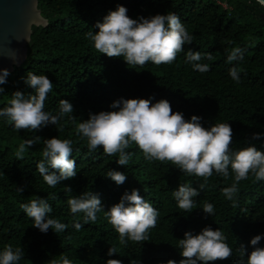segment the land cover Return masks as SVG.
<instances>
[{
	"label": "trees",
	"instance_id": "trees-1",
	"mask_svg": "<svg viewBox=\"0 0 264 264\" xmlns=\"http://www.w3.org/2000/svg\"><path fill=\"white\" fill-rule=\"evenodd\" d=\"M38 0L46 25H33L27 44V56L10 70L7 84L2 87L0 108L6 107L15 91L27 96L33 90L24 84L29 74L47 75L52 91L45 100L44 111L57 115L61 99L69 100L74 112L62 117L58 124H49L37 131L16 130L0 117V252L11 246L23 254L18 264H61L66 257L71 264H106L108 259H119L122 264H167L179 261V239L186 231L198 234L203 228L220 229L232 249L228 260L216 264H238L239 247H248L250 240L260 235L259 247H264V180L257 181L252 174L238 184L233 200L222 193L233 182L213 175L204 178L189 176L171 162L148 161L134 143L126 149L131 158L126 166L116 162L119 154L106 155L102 148L89 151L85 137L76 127L89 114L118 111L110 105L123 99H150L156 103L169 101L173 112H181L186 120L200 116L203 127L229 123L233 130L231 151L254 145L264 152V6L257 0ZM117 5L128 9L132 19L156 14L175 13L189 35L192 44H186L172 64L143 67L128 66L123 58H109L99 53L87 37L89 31H98L94 25ZM234 47L244 49L243 59L227 62ZM211 54L199 63L207 64L209 71L194 70L185 62L187 51ZM240 69V81H234L229 69ZM74 116L75 119H70ZM259 133L260 139L253 140ZM37 137H40L37 139ZM56 137L72 142L70 159L76 162L77 175L60 181L55 188L44 181L36 168L44 159V139ZM26 140L35 141L26 146L23 159L16 152ZM110 170L122 172L127 179L117 185L106 176ZM50 171H55L50 169ZM59 173L57 172V175ZM192 186L199 191L194 197L193 210L177 206L173 191L179 185ZM204 184L202 190L199 185ZM23 188L21 193L18 188ZM71 189L69 192L67 189ZM139 190L159 215L156 226L149 230L148 241L121 245L119 234L108 222L104 211L97 220L84 224L83 213L73 214L68 200L84 193L98 195L107 211L119 203L122 195ZM46 199L52 208L49 218L67 225L65 231L52 229L41 233L33 227V220L23 212L21 204ZM205 203L214 206V215L206 216ZM83 224L77 230L75 223ZM111 247L116 254L108 256ZM247 257H243L246 264Z\"/></svg>",
	"mask_w": 264,
	"mask_h": 264
},
{
	"label": "clouds",
	"instance_id": "clouds-1",
	"mask_svg": "<svg viewBox=\"0 0 264 264\" xmlns=\"http://www.w3.org/2000/svg\"><path fill=\"white\" fill-rule=\"evenodd\" d=\"M257 3L264 6V0H257ZM127 13L126 7L117 5L115 10H110L103 18V22L94 25L98 31L91 30L87 33L88 39L99 53L109 58L121 57L128 66L134 68L143 67L148 62L155 65L172 64L177 55L184 51V46L192 44V36L175 13L156 14L148 18L141 16L138 19L130 18ZM32 22L29 21L28 27ZM243 53L244 49L240 47L232 48L227 55V62L231 64L242 60ZM205 57L212 59L211 54L202 55L199 51L189 49L185 62L191 63L194 70L204 73L210 70L207 64L199 63ZM10 74L8 69H0V94L5 92L2 86L7 84ZM229 75L234 81H240V69L237 66L229 69ZM24 84L33 91L27 96L19 90L13 92L8 105L0 108V117H5L7 123L16 130L31 129L35 132L49 124H58L62 117L74 112L72 103L66 99L60 100L57 115L44 111L45 100L53 87L47 75L29 73L24 78ZM110 107L118 111L90 113L87 120L77 125L76 132L87 139L89 151L102 148L106 155L119 154L116 162L120 166L129 163L132 154L126 149L134 143L142 150L146 160L171 162L181 172L204 178L205 181L214 172L228 178L231 170L233 182L222 189L228 200H233L238 184L246 180L249 174L257 181L264 180V152L252 144L231 151L233 130L229 123L213 124L205 128L200 116L192 115L190 120H186L183 113L172 111L166 99L152 103L150 99L121 98ZM69 118L75 119L74 116ZM252 139H260V134H253ZM34 143L33 140H26L20 144L16 152L17 159H23L26 146L29 148ZM44 144V159L37 163L36 168L46 184L55 188L60 181L77 175L76 162L70 159L72 142L53 137L44 139ZM106 176L117 185L124 184L127 179L125 174L115 170H110ZM203 188L204 184H200L199 189ZM67 190L71 191L70 188ZM18 191L22 193L24 189L21 187ZM198 195L196 188L184 184L173 191L177 206L188 212L193 210V198ZM67 202L71 213L84 214V224L95 222L97 213L103 210L106 219L119 234L121 245H126L128 241H148L149 230L156 226L159 215L157 209L146 202L137 189L130 193L126 191L120 202L107 211L98 195L92 192L70 198ZM21 208L33 220V227L41 233L46 234L49 229L60 233L67 228L66 224L49 218L52 208L46 199H33L30 203L21 204ZM202 210L206 216L214 215L211 203H205ZM74 227L79 230L83 224L77 222ZM261 239L260 235H256L250 240L251 252L248 247H239L241 260L238 264H243L245 256L246 264H264V247L258 246ZM225 241L222 231L213 230L210 226L203 228L198 234L186 231L184 238L179 239L182 257L179 264H216L217 261L228 260L232 256V249ZM116 253V249L111 247L108 256ZM22 254L21 249L13 251L8 246L0 252V264H18ZM53 264L57 262L53 261ZM61 264H71V261L62 257ZM106 264H122V261L108 259ZM130 264H137V261L132 260ZM167 264H177V261L170 259Z\"/></svg>",
	"mask_w": 264,
	"mask_h": 264
},
{
	"label": "water",
	"instance_id": "water-1",
	"mask_svg": "<svg viewBox=\"0 0 264 264\" xmlns=\"http://www.w3.org/2000/svg\"><path fill=\"white\" fill-rule=\"evenodd\" d=\"M29 21H33L30 27ZM46 24L38 0H0V69L10 71L21 64L27 56L32 26Z\"/></svg>",
	"mask_w": 264,
	"mask_h": 264
},
{
	"label": "built area",
	"instance_id": "built-area-1",
	"mask_svg": "<svg viewBox=\"0 0 264 264\" xmlns=\"http://www.w3.org/2000/svg\"><path fill=\"white\" fill-rule=\"evenodd\" d=\"M216 1H218L219 3H221L225 8L228 7V4L226 2L220 1V0H216Z\"/></svg>",
	"mask_w": 264,
	"mask_h": 264
}]
</instances>
